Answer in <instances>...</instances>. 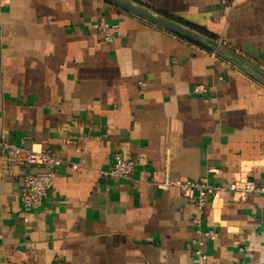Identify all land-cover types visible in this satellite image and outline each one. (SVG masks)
<instances>
[{
  "label": "crops",
  "instance_id": "obj_1",
  "mask_svg": "<svg viewBox=\"0 0 264 264\" xmlns=\"http://www.w3.org/2000/svg\"><path fill=\"white\" fill-rule=\"evenodd\" d=\"M137 1L264 70V0ZM1 142L63 161L29 209L24 169H0V264H195L194 205L177 183L264 186V84L103 0H0ZM118 155L134 172L103 180ZM204 224L218 232L207 264H264V193L210 197Z\"/></svg>",
  "mask_w": 264,
  "mask_h": 264
},
{
  "label": "built area",
  "instance_id": "obj_2",
  "mask_svg": "<svg viewBox=\"0 0 264 264\" xmlns=\"http://www.w3.org/2000/svg\"><path fill=\"white\" fill-rule=\"evenodd\" d=\"M97 29L105 42L115 40V25L111 24L105 15H100ZM141 87L144 83H140ZM208 86L197 84L192 88L195 94L208 92ZM0 169L3 173H9L14 167L24 169L22 182L19 190L20 201L25 209L42 204L49 192L54 189L58 178V167L62 158L44 150L29 149L13 143L1 142ZM42 166L43 170L33 171V166ZM79 164H72L77 168ZM136 159L132 157L116 156L113 163L99 170L103 180L108 181L114 178H127L135 170ZM219 172V169H216ZM184 196L190 198L194 205L195 214L192 222L195 227L193 238L194 248L192 254L195 264H207L209 254L207 244L218 236L215 228H208L204 224L206 209L210 197L223 194L226 189L248 193L257 191L264 193V186L256 185L252 181H235L228 188L210 183L206 178L182 180L177 183Z\"/></svg>",
  "mask_w": 264,
  "mask_h": 264
},
{
  "label": "water",
  "instance_id": "obj_3",
  "mask_svg": "<svg viewBox=\"0 0 264 264\" xmlns=\"http://www.w3.org/2000/svg\"><path fill=\"white\" fill-rule=\"evenodd\" d=\"M124 11L141 17L169 32H172L198 46L209 50L233 63L252 77L264 84V70L248 61L237 52L227 47L218 39L186 25L156 9H153L137 0H103Z\"/></svg>",
  "mask_w": 264,
  "mask_h": 264
}]
</instances>
